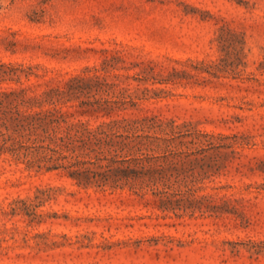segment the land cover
Listing matches in <instances>:
<instances>
[{
	"label": "rangeland",
	"instance_id": "obj_1",
	"mask_svg": "<svg viewBox=\"0 0 264 264\" xmlns=\"http://www.w3.org/2000/svg\"><path fill=\"white\" fill-rule=\"evenodd\" d=\"M0 264H264V0H0Z\"/></svg>",
	"mask_w": 264,
	"mask_h": 264
}]
</instances>
